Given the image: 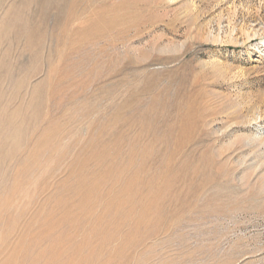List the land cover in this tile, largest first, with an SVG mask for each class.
<instances>
[{
	"label": "rangeland",
	"instance_id": "374dc122",
	"mask_svg": "<svg viewBox=\"0 0 264 264\" xmlns=\"http://www.w3.org/2000/svg\"><path fill=\"white\" fill-rule=\"evenodd\" d=\"M0 264H264V0H0Z\"/></svg>",
	"mask_w": 264,
	"mask_h": 264
}]
</instances>
